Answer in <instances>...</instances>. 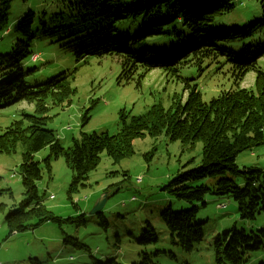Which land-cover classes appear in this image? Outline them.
<instances>
[{
	"label": "trees",
	"instance_id": "16d2710c",
	"mask_svg": "<svg viewBox=\"0 0 264 264\" xmlns=\"http://www.w3.org/2000/svg\"><path fill=\"white\" fill-rule=\"evenodd\" d=\"M13 1L0 0V37L9 31L8 12ZM65 1L69 12L66 19L72 25L65 28L64 15L60 14V31L74 29V34L83 35V43L74 52L77 59L113 57L119 63L120 78L126 82L134 74L142 76V81L151 70L162 69L176 78L174 84L186 86L187 97L168 109L155 102L144 114L130 118L121 111L116 135L80 132L72 146L63 149L54 132L45 128L43 99L50 96L62 102L73 92L72 76L62 72L42 83L26 84L23 62L34 40V14H21L15 27L18 40L9 53L0 54V108L22 102L34 104V115L22 112L21 118L0 135V152H9L17 142L25 146L19 167L24 199L5 216L8 233L30 228V218H37L32 228L56 221L40 204L35 183L41 179L42 169L33 160L34 153L48 148L55 158L64 159L71 171V193L85 186L103 152L116 163L130 154L132 141L145 134L163 133L170 141L189 146L201 142L200 164L180 172L164 187L169 196L192 207L173 211L166 205L158 214L171 243L184 254H191L203 238V223L195 217L207 195L230 196L242 219L252 220L264 213V171H240L235 164L241 151L264 145V83L259 84L264 72L259 67L262 56L255 54L260 45L254 44L261 43L254 38L255 33L264 30V0H141L126 11L117 10L111 0ZM243 1L248 6L243 20L233 25L224 23L223 17L231 15ZM226 43L232 48L219 45ZM187 66L194 71L181 75ZM201 70L226 76L229 88L203 101L198 82H191ZM249 72L255 76L254 88L244 89L240 84ZM87 120L84 118L83 123ZM49 160L48 156L43 162L47 171ZM96 215L104 223L101 210ZM156 242L153 227L146 223L138 244ZM212 249L215 264H264V229L217 234ZM93 264L118 263L110 259L94 260ZM131 264L153 263L150 254L142 253Z\"/></svg>",
	"mask_w": 264,
	"mask_h": 264
},
{
	"label": "rangeland",
	"instance_id": "374dc122",
	"mask_svg": "<svg viewBox=\"0 0 264 264\" xmlns=\"http://www.w3.org/2000/svg\"><path fill=\"white\" fill-rule=\"evenodd\" d=\"M111 1L117 10L126 11L141 0ZM246 4L243 1L231 15L223 17L224 23L233 25L242 21L248 11ZM27 11L34 14V40L23 62L26 84L42 83L62 72L72 76L69 81L73 92L62 102L50 96L43 99L45 128L54 132L63 149L70 148L80 132L116 135L121 111L130 118L144 114L155 102L164 108L169 105L174 108L185 101L186 86L174 84L176 78L162 69L151 70L142 81V76L134 74L126 82L120 78V66L113 57L89 55L85 60L77 59L74 52L83 43V35L74 34V29L60 31V14L64 15L65 28L72 25L66 19L69 12L65 0H14L8 12L9 31L0 37L1 55L9 53L18 40L17 18ZM56 15L58 19L54 18ZM254 38L261 42L254 44L260 45L255 54L262 56L259 67L264 72V30L255 33ZM219 45L232 48L230 43ZM190 71L194 70L188 67L180 74L188 76ZM205 71H199L191 82H198L201 98L208 102L219 91L227 90L230 81L224 75ZM254 77V73H247L240 87L253 89ZM262 83L263 77L259 79V84ZM33 107L34 104L24 102L1 107L0 135L23 113L34 115ZM84 118H88L86 124ZM24 152L25 146L20 142L9 152H0V264H93L94 260L110 259L118 264H131L142 253L150 254L153 264H215L212 243L217 234L233 229L246 232L264 229V213L252 220L242 219L230 196L207 195L205 205L198 206L195 217L203 223L201 242L191 254H184L173 245L158 216L159 210L166 205L173 211L188 210L192 205L176 201L164 187L180 172L200 164L201 142L183 145L161 133L133 140L130 154L116 163L103 152L85 186L71 193H68L71 171L64 159L55 158L48 148L34 153L33 160L42 169L41 179L35 183L40 204L56 221L32 228L37 218H30V228L9 234L5 216L24 199L19 170ZM48 156L49 171L43 164ZM235 164L240 171L244 168L264 171V145L241 151ZM104 194L102 223L90 211ZM146 223L153 227L157 242L141 245L138 239Z\"/></svg>",
	"mask_w": 264,
	"mask_h": 264
},
{
	"label": "water",
	"instance_id": "95a60500",
	"mask_svg": "<svg viewBox=\"0 0 264 264\" xmlns=\"http://www.w3.org/2000/svg\"><path fill=\"white\" fill-rule=\"evenodd\" d=\"M105 199H106V194H104V195L102 196V199H99V200L95 203L94 207H93V208L91 209V211H90V214H97V213H99L100 210L102 209L103 205H104Z\"/></svg>",
	"mask_w": 264,
	"mask_h": 264
}]
</instances>
